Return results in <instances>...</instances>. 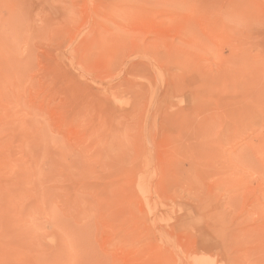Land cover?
Wrapping results in <instances>:
<instances>
[{"label": "rangeland", "instance_id": "1", "mask_svg": "<svg viewBox=\"0 0 264 264\" xmlns=\"http://www.w3.org/2000/svg\"><path fill=\"white\" fill-rule=\"evenodd\" d=\"M0 264H264V0H0Z\"/></svg>", "mask_w": 264, "mask_h": 264}]
</instances>
